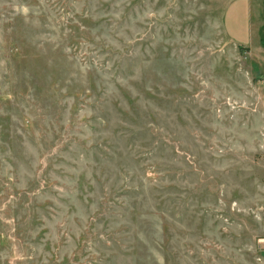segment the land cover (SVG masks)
<instances>
[{"label": "rangeland", "instance_id": "rangeland-1", "mask_svg": "<svg viewBox=\"0 0 264 264\" xmlns=\"http://www.w3.org/2000/svg\"><path fill=\"white\" fill-rule=\"evenodd\" d=\"M230 1L0 0V264H264V50Z\"/></svg>", "mask_w": 264, "mask_h": 264}, {"label": "crops", "instance_id": "crops-1", "mask_svg": "<svg viewBox=\"0 0 264 264\" xmlns=\"http://www.w3.org/2000/svg\"><path fill=\"white\" fill-rule=\"evenodd\" d=\"M222 21L224 33L235 45L264 50V0H231ZM254 35L255 41L252 40ZM262 90L264 114V84Z\"/></svg>", "mask_w": 264, "mask_h": 264}]
</instances>
